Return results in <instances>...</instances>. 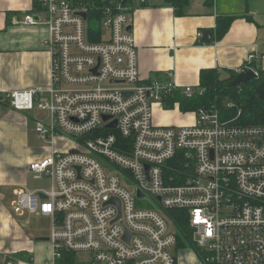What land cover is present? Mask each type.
Wrapping results in <instances>:
<instances>
[{"label": "built area", "instance_id": "1", "mask_svg": "<svg viewBox=\"0 0 264 264\" xmlns=\"http://www.w3.org/2000/svg\"><path fill=\"white\" fill-rule=\"evenodd\" d=\"M108 1L94 26L84 0H37L38 18L24 15L23 24L45 26L49 84L2 99L18 111L45 112L34 122L38 138L62 135L72 146L29 163L28 171L49 177L50 186L13 189L12 214L50 218L54 260L67 250L88 264H176L170 211L180 210L199 264H264V124H236L238 115L221 121L215 106H198L185 125L155 124V104L165 108L176 93L191 98L195 88L144 79L127 27L130 11L148 0ZM254 57L233 71L256 74ZM178 153L184 170L176 176L166 170ZM137 198L154 199L160 209L140 207ZM14 260L0 253V264Z\"/></svg>", "mask_w": 264, "mask_h": 264}, {"label": "crops", "instance_id": "2", "mask_svg": "<svg viewBox=\"0 0 264 264\" xmlns=\"http://www.w3.org/2000/svg\"><path fill=\"white\" fill-rule=\"evenodd\" d=\"M225 1L189 0L180 15L163 0H148V5L131 10L129 26L141 76L172 79L179 86L197 89L202 69L240 68L249 54L255 56L252 67L264 73V0L259 8L254 3L247 6L248 0L238 12ZM33 4V0H0V96L34 86L46 88L49 84L50 58L42 45L45 26L23 24L25 14L39 10ZM219 14L237 17L215 39ZM178 111L182 117L183 111ZM36 118L46 119L47 115L37 108L32 112L18 111L0 97V253L13 256V264H56L48 241L50 218L27 213L14 216L10 210L13 189L38 188L28 186L29 163L41 160L54 148L66 150L72 146L70 142L59 145V136L41 141L34 128ZM190 122L192 118L187 122L182 119L178 125ZM170 123L173 122H158ZM18 142L26 144L22 153L16 152L18 147L14 149Z\"/></svg>", "mask_w": 264, "mask_h": 264}, {"label": "trees", "instance_id": "3", "mask_svg": "<svg viewBox=\"0 0 264 264\" xmlns=\"http://www.w3.org/2000/svg\"><path fill=\"white\" fill-rule=\"evenodd\" d=\"M33 1V7H37L39 5L38 2H35V0ZM163 1L173 8L176 15H180L183 7L189 2V0ZM85 2L90 7L88 9L89 17H96L99 19L100 9L109 1L85 0ZM146 5H148V3L142 4L141 6ZM235 17H237V14H219L214 27L215 36L213 38L219 39L227 31L230 22ZM90 30L94 31L91 27ZM256 70V75L251 79L241 82L237 86L229 87L228 83L236 76L233 70L217 68L202 69L199 75L198 88L194 90L191 98H185L180 95V93H176L171 99L167 100L165 108L173 107L175 101L179 102V109L183 112L194 111L198 106L207 108L215 106L218 108L221 117H225L227 112L237 114L238 116L234 120L236 124H264V73L262 69L257 67ZM226 101H231L234 106L227 108L225 106ZM113 132L117 136L118 143L124 142V139H122L117 132ZM180 155L181 154L178 153L173 159L167 161L168 169L166 172L177 176L184 170L180 160L182 156ZM170 217L178 239V248L189 247L197 250L195 244L191 240V230L185 212L173 210L170 211ZM198 253L200 254L199 251ZM55 261L56 264H75L74 253L71 251H64L62 257Z\"/></svg>", "mask_w": 264, "mask_h": 264}, {"label": "rangeland", "instance_id": "4", "mask_svg": "<svg viewBox=\"0 0 264 264\" xmlns=\"http://www.w3.org/2000/svg\"><path fill=\"white\" fill-rule=\"evenodd\" d=\"M225 2H228V4H230L231 7H235L233 9V11H239L242 7L246 6V4L248 3V1L245 0H226ZM254 3V7H261V0H250L249 3L247 4V6H250L251 4ZM235 12V13H237ZM89 24L93 25L95 24V21L93 18H89ZM24 112V111H23ZM153 121L155 124L157 125H161L158 124V122H164V124L169 123V122H173L170 123L171 125H178L180 124V122H187L189 118H192V113H187V112H181L183 115L182 117H180L178 115V108H176L175 106L170 107V108H159V106L157 104H155L153 106ZM237 116V114L233 113V112H227V115L225 117H221L220 116V120L221 121H226V120H230L233 119ZM170 117V118H169ZM189 117V118H188ZM163 124V125H164ZM62 138L63 136L60 135ZM68 141L64 140V139H60L59 140V145L60 144H65ZM71 143V142H70ZM18 145H15V151L16 148L18 147V150L16 151L17 153H22L25 149L26 144H24L23 142H18ZM64 151V150H62ZM28 186L30 189L33 188H46L48 189L50 186V178L47 176H42L40 178H37L35 176V174L30 173L29 177H28ZM136 203L138 206L140 207H146V206H150V205H154L157 209H160L159 205L157 204V202L154 199L151 198H137L136 199ZM30 219V217H29ZM179 249V248H178ZM179 254L177 257V263L176 264H199L198 263V259H200V254L198 253L197 250L189 248V247H184V249H180L179 250ZM74 258H75V264H88L87 261H85L86 256L84 254L81 253H76L74 254Z\"/></svg>", "mask_w": 264, "mask_h": 264}, {"label": "water", "instance_id": "5", "mask_svg": "<svg viewBox=\"0 0 264 264\" xmlns=\"http://www.w3.org/2000/svg\"><path fill=\"white\" fill-rule=\"evenodd\" d=\"M104 1H108V0H104ZM81 15H82L83 17H86V13H85V12H82ZM127 30H128V31H131V27L128 26V27H127ZM209 34H211L210 31H209ZM255 75H256V74H255V72H254L252 69H247L246 71L237 74V75L235 76V78H234L233 80H231V81L228 83V86H229V87L237 86V85H239L241 82H245V81L251 79L252 77H254ZM104 119H106V117H104ZM108 126H113V127H115V126H116L115 121H114L113 123H110ZM137 195L140 196L141 193L138 191ZM42 197H44V196L42 195ZM110 201H114V199H111Z\"/></svg>", "mask_w": 264, "mask_h": 264}, {"label": "bare ground", "instance_id": "6", "mask_svg": "<svg viewBox=\"0 0 264 264\" xmlns=\"http://www.w3.org/2000/svg\"><path fill=\"white\" fill-rule=\"evenodd\" d=\"M39 11V10H38ZM38 11L36 12V13H32L33 14V16H34V18H35V16H37L36 14L38 13ZM38 17V16H37ZM237 75V74H236ZM41 140V139H40ZM41 141H43V140H41ZM59 151V150H58ZM126 236H127V234H126ZM65 251H67V250H65ZM64 252V251H63ZM63 252H62V254H63ZM72 252V251H71ZM73 253H75V252H73ZM62 257V256H61Z\"/></svg>", "mask_w": 264, "mask_h": 264}]
</instances>
